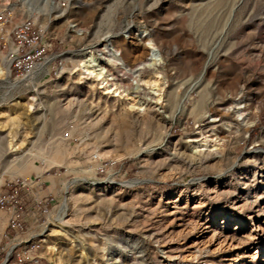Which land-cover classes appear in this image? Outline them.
Here are the masks:
<instances>
[{
	"label": "rangeland",
	"instance_id": "rangeland-1",
	"mask_svg": "<svg viewBox=\"0 0 264 264\" xmlns=\"http://www.w3.org/2000/svg\"><path fill=\"white\" fill-rule=\"evenodd\" d=\"M7 8L52 39L49 61L18 76L0 38V188L19 178L53 195V264H264V252L247 257L264 246V0H0ZM108 35L132 70L150 38L162 51L155 114L121 111L127 96L114 107L74 74ZM202 135L217 153L193 154ZM204 234L237 246H194Z\"/></svg>",
	"mask_w": 264,
	"mask_h": 264
},
{
	"label": "built area",
	"instance_id": "built-area-1",
	"mask_svg": "<svg viewBox=\"0 0 264 264\" xmlns=\"http://www.w3.org/2000/svg\"><path fill=\"white\" fill-rule=\"evenodd\" d=\"M13 19L11 8L0 11V38L8 51L11 71L17 72L18 76H27L49 61L47 53L52 39L47 28L35 18H24L15 24ZM8 25L12 27L6 29ZM26 187L29 188L24 193ZM53 201L52 194L41 196L40 191L19 178L0 188L2 264H53L45 251Z\"/></svg>",
	"mask_w": 264,
	"mask_h": 264
},
{
	"label": "bare ground",
	"instance_id": "bare-ground-1",
	"mask_svg": "<svg viewBox=\"0 0 264 264\" xmlns=\"http://www.w3.org/2000/svg\"><path fill=\"white\" fill-rule=\"evenodd\" d=\"M70 29L76 31V33L80 36L86 34V31L83 29L77 30V26L74 24L70 26ZM128 35H130V32H127L126 36ZM139 36L141 38H145V37H149L150 34L147 30L146 31L142 30L140 31ZM115 37H116L115 35L106 36L103 39V43H102L103 47L97 52L94 50H89L86 53V56L84 57V61L74 71V74H76L79 80H85L92 87H97L99 90L98 94H100V96L103 97L106 102H108L109 99L111 100V98H113L115 100L114 101L115 103L113 104L114 107H117L119 105V102H121V100L124 98V96H127L129 102L128 103L124 102L125 107L122 106L121 111L124 110L126 112L133 111L135 116H137V118L139 119L146 116L150 110H152L155 114L156 112L155 108H157L156 106H158L159 104L163 105L165 101L163 85L160 82L161 75L160 72L158 71L159 66H161L165 62L162 51L156 45L155 41L150 38L147 41V45L151 51L148 61L142 62L141 65H139L137 68L132 70L129 68L126 61L122 57V52L116 49V47L114 46L112 41ZM147 69H153L156 72V75L153 76V78L150 80H146L144 77ZM121 70L132 72L135 75V79H133L131 83L132 87L130 86L124 87V85H122L123 79L120 76ZM0 72H3L2 69H0ZM133 93L137 95H133ZM140 95L141 97H139ZM236 106H237L236 108L237 112L242 113L243 112L242 108L244 107L243 101L239 100L236 103ZM32 108L34 109L33 104L31 106V109ZM210 120L212 122L215 119L211 117ZM214 130H212V132ZM210 136L211 135H207V136L202 135L201 139H191V141L196 144L193 150V154L195 156L212 155L218 152V151L216 152V150L218 149L217 147H215L217 146L218 139L217 138L212 139ZM189 202L190 201H187V203ZM196 203L202 204L203 200L197 199ZM174 204L176 205V203ZM237 205L238 204L236 203L235 206ZM62 208L63 210H67L68 209L67 204H64ZM61 221H63V219H61ZM260 227H261L260 225H255L253 227V231L257 232L259 229H261ZM195 244L196 246L204 245L210 251L212 250L221 251L224 249L232 250L237 246V242L234 238L225 237L224 239H221L216 235H212L211 237H208L205 236V234L199 236L196 240H194V246ZM204 251H206V249ZM262 252H264V246H259L257 249H254V251L248 250L247 257H249L250 259L251 258L256 259ZM190 256L191 255H189L188 257ZM238 256L239 255L237 254V257ZM228 260H232V259L230 258Z\"/></svg>",
	"mask_w": 264,
	"mask_h": 264
},
{
	"label": "crops",
	"instance_id": "crops-1",
	"mask_svg": "<svg viewBox=\"0 0 264 264\" xmlns=\"http://www.w3.org/2000/svg\"><path fill=\"white\" fill-rule=\"evenodd\" d=\"M31 204V203H30Z\"/></svg>",
	"mask_w": 264,
	"mask_h": 264
}]
</instances>
